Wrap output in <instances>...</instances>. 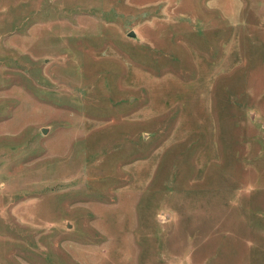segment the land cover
I'll use <instances>...</instances> for the list:
<instances>
[{"label":"rangeland","instance_id":"rangeland-1","mask_svg":"<svg viewBox=\"0 0 264 264\" xmlns=\"http://www.w3.org/2000/svg\"><path fill=\"white\" fill-rule=\"evenodd\" d=\"M0 264H264V0H0Z\"/></svg>","mask_w":264,"mask_h":264},{"label":"water","instance_id":"water-1","mask_svg":"<svg viewBox=\"0 0 264 264\" xmlns=\"http://www.w3.org/2000/svg\"><path fill=\"white\" fill-rule=\"evenodd\" d=\"M128 35H129V36H133L134 34H133V32L131 31ZM42 132H45V129H42Z\"/></svg>","mask_w":264,"mask_h":264}]
</instances>
